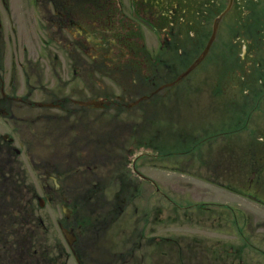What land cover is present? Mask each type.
<instances>
[{"label": "rangeland", "instance_id": "rangeland-1", "mask_svg": "<svg viewBox=\"0 0 264 264\" xmlns=\"http://www.w3.org/2000/svg\"><path fill=\"white\" fill-rule=\"evenodd\" d=\"M5 1L6 4L0 0V95L3 86L8 95L26 101L8 100L5 107L9 114L0 113V135L14 136L16 146L21 150L14 154L17 160L10 162L8 168L0 160V263L37 264L42 256L50 253L52 264H74L73 258L66 256L68 245L59 221L66 226L82 224L77 245L85 264H118L119 255L126 246L129 255L138 254L136 246L128 241L121 247L112 245L115 227L111 216L114 204L123 197V188L141 184L133 199L145 212L148 211L151 219L158 211L163 239L160 242L150 239L145 243L140 264H198L200 253L207 254L205 264H264V261L255 260L243 239L237 238L242 230L248 233L256 212L257 220L264 222V204L257 205L253 201L251 204L250 199L239 193L252 187L253 182L249 179L255 165L256 183L251 190L262 194L264 145H251L245 138L236 141L233 150L232 145L223 147V141L218 138L210 139L194 151L193 167L182 173L171 174L170 170L159 169L162 170L160 173L152 166L158 159H139L137 166L146 175L161 183H177V199L181 204L203 196L216 199L215 190L223 191L216 192L222 194L219 198L224 199L223 204L215 205L213 212H202L199 216L174 212L168 203H158L153 189L131 170V159L139 152L152 148L161 152L156 147V140L146 138L147 133L158 135L159 145L163 148L169 143L170 132L165 129L168 124L175 129L173 141L187 140L186 146L193 139L195 143L205 131H218L221 117L212 114L211 110L218 108L219 102H231L236 93L234 88L256 89L251 100L240 105L246 111L254 107L260 88H264V1H256V27H237L231 10L207 58L189 77L169 90V94L161 95V115L180 107L183 123H171L158 116L147 123L144 115L140 125H130L129 114L114 104L107 109L95 110L92 106L76 104L72 99L123 95L137 83L147 90L146 76L154 77V80L158 77L156 85L159 86L167 66L174 60L171 46L161 47L155 32L138 26L136 31L144 34L146 46L154 56L135 55L132 63L134 58L128 42L132 34L117 24L112 35V44L116 48L112 49L109 42L92 43L90 32L100 38L101 33L96 32L98 27L110 26L114 20L119 24L122 18V10H108V0ZM212 11L210 24L219 10L214 14ZM206 30L211 31L210 25ZM244 39L248 41L247 57ZM202 49V46H194V54ZM13 55L16 57L14 68ZM185 68L183 63H176L166 80L175 73L176 77ZM222 87L232 89L219 100L215 93ZM187 89L190 91L184 92ZM62 99L65 101L61 102ZM28 100L64 104L39 107L30 105ZM262 108L264 100L258 110ZM92 118L98 120L92 122ZM257 120L260 128H264L260 118ZM257 131L259 136L264 135L263 130ZM149 141L155 146H147ZM1 156L7 157L8 153L0 151ZM165 161L170 162V158ZM186 165V161L181 162L182 167ZM200 168L206 171L201 173ZM47 172L56 176L61 184V190L54 192L51 202L45 199V194L50 191L47 183L53 185ZM214 182L230 184L231 188L213 185ZM63 196L68 199L74 222L64 219ZM40 198L44 200L43 205H40ZM230 205L235 209L239 227L225 224L221 227L222 232H216L223 243L206 245L207 234L196 226L198 218L209 224L224 216L232 218L234 212ZM26 216H37L40 221L42 218L45 225L41 221V231L32 232L19 222V218ZM8 218L16 222L14 232H10L12 225ZM118 237H121L120 232ZM33 244L40 246L38 253L31 248ZM148 255L153 261L146 260Z\"/></svg>", "mask_w": 264, "mask_h": 264}, {"label": "flooded vegetation", "instance_id": "flooded-vegetation-1", "mask_svg": "<svg viewBox=\"0 0 264 264\" xmlns=\"http://www.w3.org/2000/svg\"><path fill=\"white\" fill-rule=\"evenodd\" d=\"M109 8L108 10H122L120 13L122 15L121 21L124 22V24L127 25L128 28H130L132 31H136V27L142 26L143 24L145 26H149L148 23L152 25L151 28L155 30H164L165 31V39L162 41L163 44L173 45L177 43L184 44L185 46H192V43L194 39L197 38L198 30H200L199 27V21L201 19V22L203 24L202 30L205 29V27L208 25L210 15L205 10H212L213 6L212 0H128V4L126 3V0H108ZM210 6V7H209ZM216 10V9H215ZM137 13V17L134 16V13ZM129 14V15H127ZM132 15L134 17H132ZM111 18V15H109ZM112 22H110L111 24ZM193 30H195L193 32ZM201 31V30H200ZM96 32H100L101 34H104L103 32H106V28L104 27H98ZM160 34V33H159ZM104 38L108 37L105 36ZM92 40V39H91ZM134 63V62H133ZM145 78V81L147 82V85L149 84H155L156 79L154 77H148ZM149 80V82H148ZM242 88H234L233 90H241ZM229 88L222 87L217 89V95L219 96L220 100L224 98L225 94ZM264 88H260L261 91V97H259V101L261 102L264 100V92H262ZM0 95V113L8 115L9 112L7 108L5 107V104L8 100H16L17 103L25 102V98L22 97H14L8 95L2 87ZM145 92V86H141L140 84H135L132 89L127 90L125 94L122 96H118V100L113 102L111 105H115L116 107L120 108L122 111H125L129 114L131 117L128 120V123L130 125H140L141 121H143L144 115L146 116V122L151 123L153 119H151L152 116L157 114L158 111V104L156 101L150 102L148 104H145L144 102L140 103H133V101L137 98V94L144 93ZM247 97H241L240 93H235L234 97L232 99V103L225 104L220 103L219 105V111L222 113L223 116V123H227L232 121L233 123H238L241 121V117L246 115V109L243 106H240L244 104V101H250L251 96L256 94V89L254 88H246L245 89ZM153 100V99H152ZM63 100L62 102H64ZM243 101V102H242ZM59 106H63L64 103H55ZM239 104V106H238ZM256 104V103H255ZM86 106V105H81ZM110 106V105H108ZM108 106H105L104 109H106ZM91 107V106H88ZM231 107V108H230ZM145 113V114H144ZM233 115L235 119H226L225 117ZM248 121L252 123V126L254 128H259L260 125H258L257 118H260V120L264 123V108L260 109L258 112L252 111L248 114ZM98 119L92 118L93 121H97ZM154 138V139H153ZM149 140H156L157 145L156 147L160 148V145L158 144L157 136H148ZM74 141V140H72ZM141 142H144L143 139L140 140ZM150 142V141H149ZM251 145L262 147L264 145L263 141H258L255 139H251L249 141ZM23 144V143H22ZM159 145V146H158ZM153 146H155V143L153 142ZM0 151L7 152L8 156L4 157L1 156L0 160L4 161L5 167L8 168V165L10 162L15 161L17 159L14 158L15 153H20L21 150L16 146L14 136H9L7 134L0 135ZM184 155L189 154L188 151L181 152ZM159 151L158 153H154V156H156L159 159ZM184 161L187 162V165H191L192 162V155L190 154L187 157H183ZM184 161H177L181 165V162ZM157 165L156 163H154ZM186 165V166H187ZM183 167V168H186ZM254 173H256V168L253 170ZM134 174L139 177L135 172ZM57 178V177H56ZM140 178V177H139ZM53 185L50 186L49 183L48 189H50L48 194H45V199H50L55 191L61 190V184L57 178V182L53 179ZM141 184H136L132 187H125L123 188L124 194L120 201L118 198V201L115 203L116 205L120 206L121 209L125 210L128 213V216L137 224V228H139L138 232V248L142 249L143 253L145 251V243H148L145 241V238L148 234H150L153 239L160 242L163 237L161 236V227H160V218L158 211L151 216L149 215L148 211L145 212L143 207L136 204L133 197L136 195V191H138V187ZM148 186H150L155 195L157 196L158 203L160 202H166L168 203L174 210V212H180V213H189L190 215H197L201 214L202 212L210 213L213 212L215 205H222V201H224L223 198H219V193H215L217 198L216 199H206V198H200L195 199L189 202H186L185 204H181L179 200L177 199V183L174 182H168V183H161L159 180L156 182L149 181L147 183ZM37 195V192H35ZM186 196H189V193L186 192ZM55 197V196H54ZM163 197V198H161ZM66 198V199H64ZM41 199V198H40ZM264 202V200H263ZM68 205V199L66 196L62 197V210L63 205ZM234 212L232 218H217L215 222L209 224L208 222H203L202 219L198 218L197 220V228L200 229V231L203 233H206V245H212V244H222L223 239L217 237L216 232H222L225 224L228 226L235 225L239 227V221L236 212L233 208H231ZM64 219L67 222H74V214L72 209H70L67 213L64 212ZM259 215L256 212L254 215L251 223H250V229L248 233H244L242 231L239 232V236L237 238H241L244 241V238L247 239L245 242L246 245L251 249L255 260L256 261H264V222L263 224L260 223L258 219ZM31 222L35 223V216L29 217ZM39 219V218H38ZM111 219H113V216H111ZM40 220V219H39ZM9 223L12 225V229L10 232L15 231L16 222L15 220L7 219ZM42 224L45 225L44 220L41 218ZM123 227L130 229L132 228V224L130 220H124L123 221ZM78 224L77 226H79ZM82 225V224H81ZM1 221H0V231H1ZM69 228H74V226L69 225ZM211 228V231L208 230V228ZM215 228H218L215 230ZM36 227H30V230L33 232L35 231ZM208 232L211 234L209 235ZM169 240H172V237H168ZM78 238L74 244L75 251L77 253V256L79 259L81 258V253L78 248ZM201 247H204L203 244H201ZM48 248V247H47ZM40 250L39 248H36L35 251L38 253ZM67 258L70 257V253H66ZM143 255H140V261L134 264H140L142 262ZM207 257V254L200 253L198 256V264H205L204 261ZM14 259V257L12 258ZM11 259V261H12ZM147 261H153L152 256L148 255L146 258ZM81 261V259H80ZM1 264V263H0ZM37 264H50L49 263V253L42 256ZM52 264V263H51ZM128 264V263H123ZM131 264V263H130ZM161 264H165L162 262Z\"/></svg>", "mask_w": 264, "mask_h": 264}, {"label": "water", "instance_id": "water-1", "mask_svg": "<svg viewBox=\"0 0 264 264\" xmlns=\"http://www.w3.org/2000/svg\"><path fill=\"white\" fill-rule=\"evenodd\" d=\"M208 48H209V45L207 46V48H206V50L204 51V53H203V55H205L206 54V52H207V50H208ZM203 57H201V58H199L192 66H191V68L189 69V70H191L201 59H202Z\"/></svg>", "mask_w": 264, "mask_h": 264}]
</instances>
